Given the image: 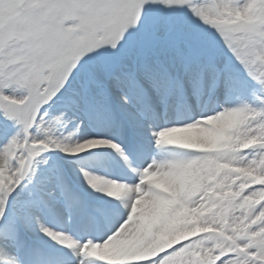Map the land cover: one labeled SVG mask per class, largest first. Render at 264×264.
I'll return each mask as SVG.
<instances>
[{
    "label": "snow or ice",
    "instance_id": "6c2138e0",
    "mask_svg": "<svg viewBox=\"0 0 264 264\" xmlns=\"http://www.w3.org/2000/svg\"><path fill=\"white\" fill-rule=\"evenodd\" d=\"M0 264H264V0H0Z\"/></svg>",
    "mask_w": 264,
    "mask_h": 264
}]
</instances>
